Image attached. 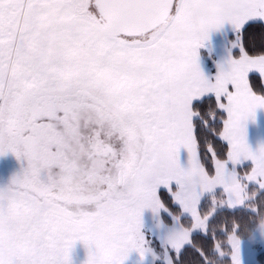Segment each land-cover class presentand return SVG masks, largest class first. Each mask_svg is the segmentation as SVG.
Masks as SVG:
<instances>
[{"label": "snow or ice", "instance_id": "obj_1", "mask_svg": "<svg viewBox=\"0 0 264 264\" xmlns=\"http://www.w3.org/2000/svg\"><path fill=\"white\" fill-rule=\"evenodd\" d=\"M249 22H264V0H0V157L20 164L0 187V264H72L77 242L87 264L133 253L137 264H250L246 250L264 249V147L247 141L264 109V79L259 93L250 82L264 78V54L243 44ZM226 24L233 39L210 77L201 52ZM209 138L227 149L214 174L199 151ZM240 213L250 227L233 220L220 233L228 251L205 254L197 241Z\"/></svg>", "mask_w": 264, "mask_h": 264}, {"label": "rangeland", "instance_id": "obj_2", "mask_svg": "<svg viewBox=\"0 0 264 264\" xmlns=\"http://www.w3.org/2000/svg\"><path fill=\"white\" fill-rule=\"evenodd\" d=\"M232 39H233V36L231 33V26L227 24L224 26V28L212 34L211 40H210V50L206 49V50H202L201 52V68L207 76H210V77L214 76L217 72L216 64L227 58L229 44ZM251 75L253 74H250V76ZM261 79H264V78H261ZM263 123H264V109H261L257 111L255 122L250 121L247 125V131H248L247 141H248L250 148L253 151H257L259 150V148L264 147ZM213 158L215 159L216 157H213ZM186 161H187L186 151L181 150V163L186 164ZM240 169H242L240 170L241 174H243L245 171L247 172L251 171L250 168L249 170H247L243 166ZM19 171H20V164L16 160L14 155L9 153L5 157H0V187L6 186L10 182L12 176L18 173ZM250 186H255V185H250ZM161 190H166L172 198L171 193L165 188L160 189L159 196H160ZM174 190L175 189L173 188V191ZM172 201H173V198H172ZM163 215H167V214L162 212L160 214L162 219H163ZM143 218H144L146 229L153 230L154 225H155V221L153 219V213L150 210H146ZM188 220L192 224V221L190 219ZM181 223L185 227L191 226V225L186 226L184 222L182 221V218H181ZM149 239L152 242V244L157 248V250H159V240L155 242V240H152L151 236H149ZM138 259H139L138 254L133 253L130 256L129 260L126 261V264H137ZM71 260H72V264H87L88 249L85 247V245L82 242H77L76 245L73 247L71 251ZM247 260L250 262V264H264V249H260L259 247H256L254 245V250L252 251L250 255L248 254L246 250L245 261ZM158 263L159 262H157V264ZM145 264H152L151 257L147 258V260L145 261Z\"/></svg>", "mask_w": 264, "mask_h": 264}, {"label": "trees", "instance_id": "obj_3", "mask_svg": "<svg viewBox=\"0 0 264 264\" xmlns=\"http://www.w3.org/2000/svg\"><path fill=\"white\" fill-rule=\"evenodd\" d=\"M242 41L246 50L250 55L264 54V22H250L248 25H246L243 31ZM261 80L262 79L257 74H253L250 76V82L253 84L254 90L257 91L258 93L261 90V85H260ZM210 103L211 101L208 102V104ZM205 106L208 105L206 104ZM217 128L220 131H222V122L219 119L215 122V127L213 129L214 132L216 131ZM209 139L211 141L210 144L205 146L203 143H201L199 147V151L201 153L202 163L204 164L206 170H208L210 174H214V158L212 155V151H209V149L211 148L212 150L216 151L217 152L216 158H220V159L226 158L227 149L223 147L224 142L222 140L212 139V138ZM245 168L249 170L248 167ZM250 190H251L250 195L252 193H255L254 199L258 201L262 199L260 193L256 190L255 186H250ZM160 197L162 202L170 211L174 212L175 214H179V210L177 206L173 203L171 196L166 190H161ZM257 210H259V207ZM163 219L169 224L171 223V219L167 215H163ZM221 219L225 221V223L219 226L217 234H215L214 236H208L206 239L197 241L198 244H203L204 246L203 251L205 252V254L209 250H211L216 243L221 244L222 250L227 252L228 251L227 236L221 235L220 233L227 232L228 229L231 227V223L233 220L236 221L237 223H240L242 227H250V222L255 218L253 216L240 213L235 217H222ZM182 221L186 226L191 225V222L185 217H182ZM156 241L157 240H155V242ZM172 256L174 259H177L175 252H172ZM179 259L183 261H189L193 259L192 250L188 249L186 246L185 249L181 251V255ZM226 264H231L230 258L228 259Z\"/></svg>", "mask_w": 264, "mask_h": 264}, {"label": "flooded vegetation", "instance_id": "obj_4", "mask_svg": "<svg viewBox=\"0 0 264 264\" xmlns=\"http://www.w3.org/2000/svg\"><path fill=\"white\" fill-rule=\"evenodd\" d=\"M263 128H264V123H263Z\"/></svg>", "mask_w": 264, "mask_h": 264}, {"label": "crops", "instance_id": "obj_5", "mask_svg": "<svg viewBox=\"0 0 264 264\" xmlns=\"http://www.w3.org/2000/svg\"><path fill=\"white\" fill-rule=\"evenodd\" d=\"M250 23V22H249ZM263 132H264V129H263Z\"/></svg>", "mask_w": 264, "mask_h": 264}]
</instances>
